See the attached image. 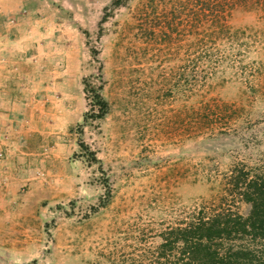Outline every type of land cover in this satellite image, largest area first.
<instances>
[{"label":"rangeland","instance_id":"rangeland-1","mask_svg":"<svg viewBox=\"0 0 264 264\" xmlns=\"http://www.w3.org/2000/svg\"><path fill=\"white\" fill-rule=\"evenodd\" d=\"M2 1L0 264H181L264 173V0Z\"/></svg>","mask_w":264,"mask_h":264},{"label":"trees","instance_id":"trees-1","mask_svg":"<svg viewBox=\"0 0 264 264\" xmlns=\"http://www.w3.org/2000/svg\"><path fill=\"white\" fill-rule=\"evenodd\" d=\"M92 97L102 116L106 101L98 92ZM224 187L232 203L202 206L184 224L169 229L159 245L161 256L175 253L178 243L181 264H264V173L240 168ZM235 199L249 205L246 215L238 212Z\"/></svg>","mask_w":264,"mask_h":264},{"label":"crops","instance_id":"crops-1","mask_svg":"<svg viewBox=\"0 0 264 264\" xmlns=\"http://www.w3.org/2000/svg\"><path fill=\"white\" fill-rule=\"evenodd\" d=\"M8 5V2L7 3H4L2 0H0V13H3L5 11V7Z\"/></svg>","mask_w":264,"mask_h":264}]
</instances>
